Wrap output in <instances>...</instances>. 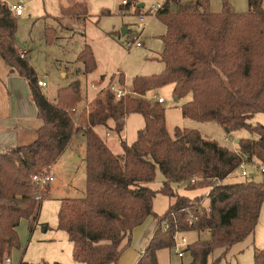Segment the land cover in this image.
Segmentation results:
<instances>
[{"label":"trees","instance_id":"obj_1","mask_svg":"<svg viewBox=\"0 0 264 264\" xmlns=\"http://www.w3.org/2000/svg\"><path fill=\"white\" fill-rule=\"evenodd\" d=\"M67 1L60 16L45 17L54 18L63 30H73L87 20L88 5L86 0ZM263 1L249 0V11L237 12L229 0H223L221 12H213L210 0H191L183 8H173L172 1L164 0L156 12L166 26L159 58L163 71L136 76L133 96L117 99L107 89L78 110L84 101L80 80L60 88L55 102L49 100L38 85L39 75L30 57L17 49L18 16L0 0V55L28 81L43 121L32 143L0 152V263L19 240L21 220H28L30 231L34 230L42 201L36 200L39 187L33 177L57 162L71 144L77 123L84 127L86 137L85 195L62 199L59 211V228L68 233L75 260L117 263L131 244L134 228L149 217L156 220V229L136 264H159V251L174 250L177 232L209 235L188 244L189 264H221L234 245L253 235L264 204V181L243 178L214 184V178L223 180L236 171L241 155L197 129L177 127L171 136L165 108L145 95L167 84L174 85L178 100L191 94L181 107L185 117L216 122L229 133L248 130L256 136L239 139L241 152L264 162V125L250 122L257 113H264ZM135 2L129 0L127 7ZM135 10L139 13L142 8L136 5ZM44 33L47 43L59 37L56 27H47ZM78 60L82 73L97 68L88 43ZM131 113H140L145 125L132 144L122 140L121 158L95 128L111 122L121 136ZM158 169L164 180L161 189L154 190L149 183ZM194 177L204 180L191 183ZM182 183L190 190L212 185L208 204L202 205L201 197L180 194L176 186ZM158 193L172 200L163 215L154 211ZM219 250L222 253L216 256ZM254 260L264 264V250L256 249ZM19 264L28 263L21 260Z\"/></svg>","mask_w":264,"mask_h":264},{"label":"rangeland","instance_id":"obj_2","mask_svg":"<svg viewBox=\"0 0 264 264\" xmlns=\"http://www.w3.org/2000/svg\"><path fill=\"white\" fill-rule=\"evenodd\" d=\"M3 1L9 5L16 2L23 3L24 15L18 17L17 43L21 48H25V44H29L28 49L32 65L40 77L46 76V79H48V86L43 91L54 102L57 99L58 90L76 79L81 82L84 97L83 105L87 104V101L91 103L105 90L110 89L109 85L111 83H118L128 91V94L133 96L132 82L136 76L158 74L164 69V64L159 58L164 48L161 36L165 33L166 26L156 14H145L147 26L142 34L144 46L128 49L125 45L129 35L136 30L135 24L138 22V15L142 12L147 13L153 4L162 3L163 1L136 0L131 7L126 6V8L122 6L123 0H86L89 10L87 20L83 24L75 26L76 28L71 31H61L60 37L51 43H47L44 31L47 27L58 28L59 26L55 19H44L42 15L49 12L55 16H60L62 13L61 6L67 4V0ZM180 1L181 4H187L191 0ZM229 2L237 12H247L250 9L249 0H229ZM139 3H145L146 6L142 8L141 12L136 13L135 8ZM222 8L223 0H210V9L213 12H221ZM104 11H107V14H103ZM122 11H125V14H122ZM123 28L129 29L126 34H122ZM86 43L93 48L97 68L91 73L81 74L79 72L83 68V64L78 60V54ZM0 63L6 65L5 67L11 69L13 73H17L14 68L8 66L2 60L1 56ZM63 72H68V74L65 73L63 76ZM10 74L0 66L1 89L7 87L8 75ZM173 89V84H167L159 89L148 91L145 96L152 102L156 101L155 94L164 98L165 103L161 105L165 108L167 129L171 136L174 135L177 127L197 129L204 136L215 139L220 144L229 146L232 149L235 147L232 143L233 139L239 140L256 136L246 129L229 133L216 122H199L185 117L182 114L181 107L191 100L192 96L190 94L178 100L174 96ZM250 122L264 125V113H257ZM110 125L113 131L108 126H101L98 131L102 136L96 133L115 154L122 158L124 157L122 140H125L128 144L135 142L138 131L145 125V119L140 113H131L127 119L124 135L121 134V136L113 129V123L110 122ZM75 128L77 130L84 127L77 123ZM226 137L230 141H226ZM73 151L85 152V158L82 157L80 160L74 161ZM86 167L85 141L83 133L79 130L75 132L70 148L60 160L55 165L47 167L54 176V181L46 187V192L44 191L45 199L42 200L34 230L30 231L29 222L26 219L21 220L17 226L20 248H11L12 250L10 249L5 254H11L12 264H19L21 260L28 264H54L55 262L85 264L74 259L73 244L68 233L59 228V211L62 199L83 197L85 195ZM163 178L158 169L155 180L150 182L149 185L154 190H160ZM249 179L264 181V174L257 173L256 176ZM239 180H243V178L234 177L227 181ZM51 187L52 193L50 196ZM211 187L212 185L210 187L200 185L190 190L187 189L184 183L177 185L180 194L187 195L192 199L197 196L201 197L202 205L208 204L207 193ZM39 201L37 200V202ZM171 201L169 196L158 193L154 199V211L158 215H163ZM149 219L151 218L149 217ZM186 237L188 242L192 243L198 239H206L209 235L206 232L192 231L187 233ZM256 249L264 250V204L255 229V235L249 236L243 242L238 243L236 247H232L221 264H255ZM172 251L168 249L159 251V264L190 263L191 257L189 254L179 257L178 254ZM0 264H5V261L3 260Z\"/></svg>","mask_w":264,"mask_h":264},{"label":"crops","instance_id":"obj_3","mask_svg":"<svg viewBox=\"0 0 264 264\" xmlns=\"http://www.w3.org/2000/svg\"><path fill=\"white\" fill-rule=\"evenodd\" d=\"M159 1L162 2L164 0H159ZM142 4L143 6H141V8H144L146 6L145 3H139L138 5H142ZM171 4L175 8H183L187 5V4H181L180 0H173ZM23 15H24V10H23V14L20 16H23ZM45 15L55 16L47 12L44 15H42V18L44 19L51 18V17H45ZM58 30H59L58 36L60 37L61 31H65V30L61 29L60 27H58ZM128 30L129 29H127V32ZM28 45L29 44H25V48H21L19 47L18 43H16V46L19 52L20 53L25 52L26 56H29L31 60V55L28 49ZM2 60L4 59L2 58ZM0 66H2L6 72L8 71L9 73H11L10 75H8L7 87H5V89H1V86H0V152H4L9 147L18 146V145H26V144L32 143L37 138V130L40 128L43 121L41 120V118H39L36 104L31 98L30 87H29L28 81L25 78L21 77L18 73H13L11 69H8L7 67H5L6 65L4 66L2 65V63H0ZM65 73L68 74V72H63V76L65 75ZM79 73L82 74V69L80 70ZM22 82H23V85H22ZM173 88H174V85H173ZM155 96L161 97L157 94H155ZM89 103L90 102L88 101H87V104L85 105L81 103L79 105V110H82L83 108H85ZM163 103H165V100L161 104ZM127 119H128V116L125 122V129L127 125ZM100 127L101 126L96 127L95 130L100 136H102L100 132L98 131ZM108 128L111 131H113L111 129L110 123L108 125ZM125 129L122 133L123 135H124ZM79 130L83 133L85 147H86L85 130L83 128V129H77L76 131H79ZM235 141L238 143L239 140H235ZM69 148H70V145L67 147L65 152L60 156V158L66 153V151ZM73 155L75 156L74 161L80 160L82 157L85 158V152L79 153L77 151H73ZM60 158L57 160V162L60 160ZM53 168L54 166L52 167V169ZM51 193H52V187H51L50 196H51ZM150 218L151 219L147 218V220L149 219L148 222L146 220L142 225L134 228L132 235H131V244L122 252L116 264H136L137 263L141 255L144 253V251L148 247L154 235L155 229H156V220L153 217H150ZM254 235H255V232L251 236H254ZM236 246L237 244L233 247H236ZM14 248H20L19 241H17L14 244ZM172 252L174 253V250ZM221 253H222V250L217 251L216 256L220 255Z\"/></svg>","mask_w":264,"mask_h":264},{"label":"built area","instance_id":"obj_4","mask_svg":"<svg viewBox=\"0 0 264 264\" xmlns=\"http://www.w3.org/2000/svg\"><path fill=\"white\" fill-rule=\"evenodd\" d=\"M170 1H172V0H170ZM128 3H129V0H123L122 6L126 7L128 5ZM163 3H164V1L162 3L153 4L147 13L142 12L138 15L139 16L138 22L135 24L136 30L132 31V33L129 35V37L127 38V40L125 42V45L128 49L140 48V47L144 46V42L142 40V34H143L145 26L147 24L145 14H156L158 9H160L162 7ZM10 8L17 16H20L23 14L24 9H23V3L22 2L12 4V5H10ZM122 14H125V11H122ZM21 55L24 57L26 55V53L21 52ZM38 85L42 89H44L48 86L46 76L39 77ZM109 86H110V90L116 94L117 99H121L128 94V91L126 89L122 88L118 83H111ZM154 98L159 103L164 102L163 97L155 96ZM226 141H230V139L228 137H226ZM232 143L235 145L233 150L236 153L241 155L242 162L240 163V165L238 166L236 171L231 173L226 179L221 180V179L214 178L213 179L214 184H221V183L227 181L228 179H232L234 177L250 178V177L256 176L257 173L264 174V162L263 161H261L260 159H258L254 155H249L248 153H242L238 143L234 139L232 140ZM202 180H204V179L201 177H194L193 179H191L190 182L191 183H197V182H200ZM33 181H34V183H36L38 185V187L40 189L36 195V200H40V201L44 200L45 199L44 198L45 197L44 191L46 192V187L51 182L54 181V176L51 174V171L49 169H46L44 173L34 175ZM210 191H211V188L209 189L207 196L209 195ZM186 234L187 233H185V232H177L175 235V238H174V240H175L174 253L178 254L179 257H183L186 255L185 250L189 244L188 239L186 237ZM13 248H14V246L12 247V249ZM4 261H5V264H12L11 254L5 255Z\"/></svg>","mask_w":264,"mask_h":264},{"label":"water","instance_id":"obj_5","mask_svg":"<svg viewBox=\"0 0 264 264\" xmlns=\"http://www.w3.org/2000/svg\"><path fill=\"white\" fill-rule=\"evenodd\" d=\"M141 6H143V4L142 5H139V7H141ZM127 33V29L126 28H123L122 29V34H126ZM177 99V98H176Z\"/></svg>","mask_w":264,"mask_h":264}]
</instances>
